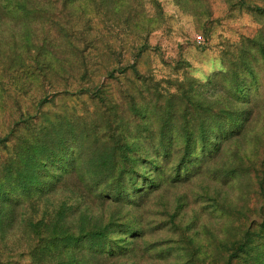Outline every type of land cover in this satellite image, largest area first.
<instances>
[{"label": "rangeland", "instance_id": "rangeland-1", "mask_svg": "<svg viewBox=\"0 0 264 264\" xmlns=\"http://www.w3.org/2000/svg\"><path fill=\"white\" fill-rule=\"evenodd\" d=\"M123 1L49 0L41 9L52 25L0 20V66L49 38L63 52L53 65L85 50L101 73L92 97L56 95L88 80L62 68L43 84L0 77V162L12 156L22 134L13 122L25 113L36 125L45 111L51 130L70 122L90 132L54 189L0 199V264H264V58L255 44L264 42V15L251 7L264 0ZM119 62L129 64L123 73ZM233 74L248 101L233 94ZM208 113L221 125L231 115L241 132L212 136ZM163 127L172 133L165 159L153 153ZM186 127L210 139L187 171L176 170Z\"/></svg>", "mask_w": 264, "mask_h": 264}, {"label": "trees", "instance_id": "trees-1", "mask_svg": "<svg viewBox=\"0 0 264 264\" xmlns=\"http://www.w3.org/2000/svg\"><path fill=\"white\" fill-rule=\"evenodd\" d=\"M105 3L113 2V0H103ZM115 2H120L123 5H127L126 1L114 0ZM119 3V4H120ZM49 4V0H0V20L6 18H13L15 15H20L23 19H36L41 18V22L48 23L47 25H52V20L49 16H46L45 10L41 7ZM253 10L258 11L261 15H264V6H251ZM37 14V15H34ZM54 21V20H53ZM58 22H55V24ZM54 24V25H55ZM59 37L62 33L58 31ZM55 39L49 40V38H42V41L36 44V48L31 49L26 47L21 51H14L10 55H5V60H1L2 65L0 66V77L6 81L14 80V83L21 81H27L29 85L34 83L43 84L46 74H55L58 69L69 70L72 73H78V77L86 78L88 80L85 83H76L72 90H59L56 95H85L94 96L100 90V85L97 83V78L101 75L95 74L97 67L87 64V60H94L95 55H91L92 52H84L79 50L78 56L66 64L68 57H63L62 63L59 62L57 65L51 63V58L54 57L55 50L59 48L62 52L59 44ZM257 47H260L262 57L264 58V42L256 41ZM54 48V49H53ZM114 50L112 47L107 46L105 51L109 53ZM63 53V52H62ZM87 53V54H86ZM100 57V55H99ZM50 60V61H49ZM45 63H48L44 65ZM121 62H119L120 64ZM121 63L120 65H122ZM129 65L128 63L123 64L121 68L117 69L120 73L125 71V67ZM244 71L252 72L248 62L242 63ZM103 69L106 71L105 77H113V70L115 67L108 68L104 66ZM233 67H227L226 72H230ZM15 72L18 74L15 75ZM236 73V72H235ZM233 77L235 78L234 74ZM23 82V83H24ZM50 84V82H47ZM234 87L233 94L239 97H249L248 91H244L242 88L244 85L237 81V78L233 79L231 82ZM5 83L0 80V88L4 89ZM44 103L51 101L48 98L47 93H44L43 97ZM41 98V99H42ZM43 100V99H42ZM248 101V98H247ZM43 103V104H44ZM24 116L18 117L19 119L14 120L13 123H19L21 127L19 130L22 134H18L17 139L13 142L12 156L8 160L0 162V199L2 203H7L10 201H21L23 198L39 189H54L62 180V175L64 173L72 171L76 163L82 158V152L80 144L83 141V132L90 135L87 131H77L76 125L68 122L66 126H56L54 130H51L52 120L50 116L46 115L45 111H40L38 124H33L32 117L36 116L34 114L25 113ZM37 115V116H38ZM215 114L208 113L205 118H211L212 128L211 135L215 136L216 133L219 135H234L240 133L243 127V122H238L236 118H232L229 114H221L220 119H224L226 122L221 125L219 120H215L213 117ZM60 118V116H58ZM57 118V119H58ZM243 120V117H241ZM86 123V122H85ZM86 125V124H85ZM163 127L159 133H161L160 145L154 147V154L161 159L171 157L173 155L170 147H166L164 144V139L171 136V132L167 133ZM85 136V135H84ZM183 136V151L180 155L177 165L184 167V163L187 161H196L194 158L196 156V151L198 148L203 149L205 143L209 141L210 137L206 135V132L202 128L190 129L188 127L182 131ZM4 141L12 140V138L6 136L3 138ZM216 142V141H215ZM214 144V143H213ZM202 149L200 152H203ZM207 148L205 147V152ZM161 168H157L159 171ZM184 170L187 171L184 167ZM59 171L58 173H54ZM54 173V174H53ZM179 173V170H178ZM130 181L135 183L134 178L130 177ZM44 187V188H43ZM46 187V188H45Z\"/></svg>", "mask_w": 264, "mask_h": 264}, {"label": "built area", "instance_id": "built-area-1", "mask_svg": "<svg viewBox=\"0 0 264 264\" xmlns=\"http://www.w3.org/2000/svg\"><path fill=\"white\" fill-rule=\"evenodd\" d=\"M196 37L198 41L201 39V36L199 34H197Z\"/></svg>", "mask_w": 264, "mask_h": 264}]
</instances>
